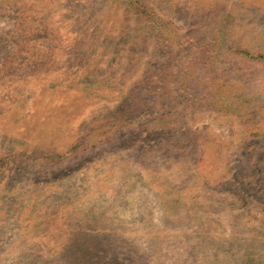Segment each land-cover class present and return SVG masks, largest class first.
<instances>
[{"label":"rangeland","instance_id":"obj_1","mask_svg":"<svg viewBox=\"0 0 264 264\" xmlns=\"http://www.w3.org/2000/svg\"><path fill=\"white\" fill-rule=\"evenodd\" d=\"M0 264H264V0H0Z\"/></svg>","mask_w":264,"mask_h":264},{"label":"trees","instance_id":"obj_2","mask_svg":"<svg viewBox=\"0 0 264 264\" xmlns=\"http://www.w3.org/2000/svg\"><path fill=\"white\" fill-rule=\"evenodd\" d=\"M131 12L135 14L136 16H138L139 18L146 17L152 23H157L158 26L160 25L159 21L161 19L159 18V15L157 14L156 10L151 6H148L146 4H143L140 6L137 5L136 8L131 9Z\"/></svg>","mask_w":264,"mask_h":264}]
</instances>
